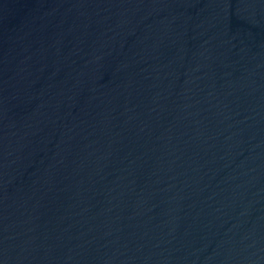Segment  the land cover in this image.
I'll return each instance as SVG.
<instances>
[{"label": "water", "instance_id": "obj_1", "mask_svg": "<svg viewBox=\"0 0 264 264\" xmlns=\"http://www.w3.org/2000/svg\"><path fill=\"white\" fill-rule=\"evenodd\" d=\"M0 264H264V0H0Z\"/></svg>", "mask_w": 264, "mask_h": 264}]
</instances>
